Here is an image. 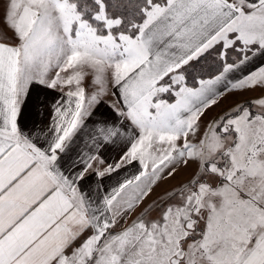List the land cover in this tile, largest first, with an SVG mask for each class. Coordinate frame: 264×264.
<instances>
[{
	"label": "snow or ice",
	"instance_id": "obj_1",
	"mask_svg": "<svg viewBox=\"0 0 264 264\" xmlns=\"http://www.w3.org/2000/svg\"><path fill=\"white\" fill-rule=\"evenodd\" d=\"M3 12L0 264H264V0H5ZM110 88L119 122L96 119ZM33 90L60 95L26 130ZM236 92L258 95L201 131Z\"/></svg>",
	"mask_w": 264,
	"mask_h": 264
},
{
	"label": "crops",
	"instance_id": "obj_2",
	"mask_svg": "<svg viewBox=\"0 0 264 264\" xmlns=\"http://www.w3.org/2000/svg\"><path fill=\"white\" fill-rule=\"evenodd\" d=\"M3 12V11H2ZM4 13V12H3ZM91 77L85 80V88L87 92H92L94 90L93 87H90ZM111 92H116V95H109L105 98L103 105L97 110L96 119H102L103 117H107L110 122H119L122 118L117 116L116 113L109 107L110 104L114 103L119 93L114 88H110ZM59 93L53 90H43L39 94V101H37V92L33 90L32 94L28 98V103L24 109L23 119L21 120V125L26 130L31 128L33 124H47L51 116V108L53 103L59 98ZM258 95L256 92H236V93H227L224 96L220 97L218 103L211 108L207 109L205 115L201 117L200 126H202L201 131L208 125L213 118L219 116L226 110L232 109L237 104H242L246 101L251 100L254 96ZM170 101L174 102L172 97H168ZM39 104V106H37ZM128 122L125 121V125ZM123 146H108L103 150L104 158L112 163L122 154ZM190 170L196 171V166L193 164L188 167H180L175 176L171 177L165 181L159 183L150 195L144 201V206L152 203L153 201H157L159 198L164 196L167 192L181 186L189 181L188 175ZM195 173V172H194ZM140 209H137L135 213L131 217L128 218V223H131L133 219L139 214ZM119 230V229H117Z\"/></svg>",
	"mask_w": 264,
	"mask_h": 264
},
{
	"label": "rangeland",
	"instance_id": "obj_3",
	"mask_svg": "<svg viewBox=\"0 0 264 264\" xmlns=\"http://www.w3.org/2000/svg\"><path fill=\"white\" fill-rule=\"evenodd\" d=\"M4 2H5V0H0V26H2V22H3V15H4V13L2 11H3V4H4ZM209 63L211 64V61L210 60H209ZM166 98H168V97H166ZM201 128H202V126H201ZM203 130H205V128ZM194 172L195 171L190 170V173H189V175L187 177V178H189V180L192 178ZM174 179L177 180V177H174Z\"/></svg>",
	"mask_w": 264,
	"mask_h": 264
},
{
	"label": "trees",
	"instance_id": "obj_4",
	"mask_svg": "<svg viewBox=\"0 0 264 264\" xmlns=\"http://www.w3.org/2000/svg\"><path fill=\"white\" fill-rule=\"evenodd\" d=\"M208 65H210V63L208 62ZM207 68H208V66L206 65L205 66V69H206V71H207ZM189 83H191V81L189 80Z\"/></svg>",
	"mask_w": 264,
	"mask_h": 264
}]
</instances>
